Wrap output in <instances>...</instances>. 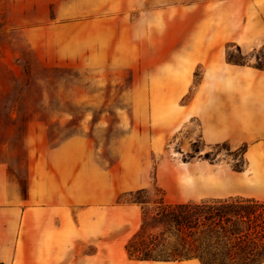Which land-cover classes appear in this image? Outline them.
Listing matches in <instances>:
<instances>
[{"label": "crops", "instance_id": "0c3cea01", "mask_svg": "<svg viewBox=\"0 0 264 264\" xmlns=\"http://www.w3.org/2000/svg\"><path fill=\"white\" fill-rule=\"evenodd\" d=\"M129 2L18 0L29 9L40 4L47 10L62 8L98 14ZM169 11L156 8L149 15L145 37L140 42L133 37L137 27H130V46L141 49L144 42L149 54L147 63L153 64L156 80L146 84L145 98L131 100L139 127L115 143L114 161L103 163L101 154L107 147L98 146L87 135L72 136L50 146L45 131L36 132L27 141L25 195L19 181L11 177L8 164L0 162V264H201L197 258H130L126 243L141 224L143 208L133 201H119L122 193L149 189L154 184L163 189L166 203L199 201L204 197L203 189L205 196L222 192L213 176L204 180L203 188L200 165L193 166L194 173L184 180L178 199L171 194L178 184L173 164L159 161L153 177L149 154L161 151L191 120L198 124L194 135L203 142L244 147V167L229 174L227 185L232 191L219 197L264 200V69L229 63L224 47L229 41L247 46L251 37L232 36L237 23L229 10L220 15L223 25L218 27V35L190 37L182 33L185 17L181 19L179 11L173 20H181V25L173 29L172 35ZM107 19L112 18H99L95 23ZM103 37L99 48L107 55L109 43L114 40H109L107 31ZM134 51L136 54L129 56L136 60L139 49ZM197 68L200 75L193 84ZM191 88L192 97L183 101ZM190 139L192 142L195 137ZM192 165L180 162L185 170Z\"/></svg>", "mask_w": 264, "mask_h": 264}, {"label": "rangeland", "instance_id": "374dc122", "mask_svg": "<svg viewBox=\"0 0 264 264\" xmlns=\"http://www.w3.org/2000/svg\"><path fill=\"white\" fill-rule=\"evenodd\" d=\"M121 1L130 2L117 10L98 14L62 8L47 10L40 4L29 9L18 4V0H0V162L8 164L11 177L19 182L27 177L28 138L39 131H45L50 146L72 136L87 135L98 146L107 147L101 154L103 163L116 159L115 143L139 127L131 100L145 98L146 84L156 80L153 64L147 63L149 54L144 42L141 49L130 46V27H137L138 32L133 37L142 41L149 15L156 8L170 10L172 35L181 22L173 20L180 11L181 19L185 17L182 33L186 37L218 35V27L223 25L220 15L231 11L237 23L232 36L239 38L248 34L251 41L244 47L236 41L224 44L226 59L229 53L234 60L264 66V0ZM109 17L112 19L95 23L99 18ZM105 27L109 40H114L109 43L111 50L107 55L99 48L104 42ZM135 49H139L136 60L129 56L136 54ZM194 73L193 84L199 79L200 69ZM137 84L143 88L137 89ZM192 94L193 88L183 101L190 99ZM24 121L25 131L22 129ZM197 125L191 120L161 151L151 152L148 157L153 177L161 160L176 167L178 184L171 190L174 199L180 197L187 176L193 175L194 165L201 166L203 188L206 186L204 180L213 176L217 188L222 190L214 196H205L203 189L204 197L199 201L223 198L219 196L230 193L227 178L232 171H241L244 165L242 146L207 144L194 135ZM193 136L195 140L191 142ZM194 141L199 151L184 161L185 156L193 152ZM184 148L189 149L184 151ZM182 161L192 162L191 169L180 167ZM161 197H164L163 189L154 184L142 191L122 193L119 201H148L142 205L138 228L143 220L147 221L144 231L148 233L161 228L153 226L156 223L153 215L160 208L156 203Z\"/></svg>", "mask_w": 264, "mask_h": 264}, {"label": "trees", "instance_id": "16d2710c", "mask_svg": "<svg viewBox=\"0 0 264 264\" xmlns=\"http://www.w3.org/2000/svg\"><path fill=\"white\" fill-rule=\"evenodd\" d=\"M227 61L248 64L234 60L229 53ZM255 67L264 69L263 65ZM198 151L194 141L193 152L183 160L188 161ZM19 183L25 195L27 181ZM130 201L141 205L148 202ZM156 204L160 208L153 215L156 221L153 226L161 228L145 233L147 221L143 220L140 229L126 243L130 258L165 261L197 258L201 264H264V200L230 196L199 202L166 203L161 197Z\"/></svg>", "mask_w": 264, "mask_h": 264}]
</instances>
